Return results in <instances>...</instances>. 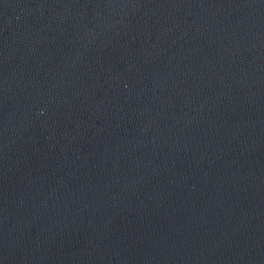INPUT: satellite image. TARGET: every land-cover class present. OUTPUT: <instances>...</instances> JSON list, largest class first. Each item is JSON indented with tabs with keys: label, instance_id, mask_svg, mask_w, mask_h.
<instances>
[{
	"label": "water",
	"instance_id": "obj_1",
	"mask_svg": "<svg viewBox=\"0 0 264 264\" xmlns=\"http://www.w3.org/2000/svg\"><path fill=\"white\" fill-rule=\"evenodd\" d=\"M0 264H264V0H0Z\"/></svg>",
	"mask_w": 264,
	"mask_h": 264
}]
</instances>
